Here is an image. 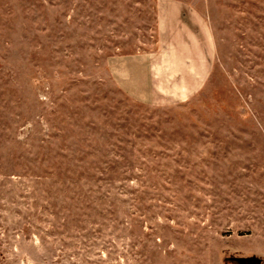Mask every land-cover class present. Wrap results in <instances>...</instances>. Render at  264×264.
<instances>
[{
    "label": "rangeland",
    "instance_id": "374dc122",
    "mask_svg": "<svg viewBox=\"0 0 264 264\" xmlns=\"http://www.w3.org/2000/svg\"><path fill=\"white\" fill-rule=\"evenodd\" d=\"M157 1L0 0V264H264V0H186L211 72L151 105Z\"/></svg>",
    "mask_w": 264,
    "mask_h": 264
},
{
    "label": "crops",
    "instance_id": "0c3cea01",
    "mask_svg": "<svg viewBox=\"0 0 264 264\" xmlns=\"http://www.w3.org/2000/svg\"><path fill=\"white\" fill-rule=\"evenodd\" d=\"M156 32V53L127 56L117 82L143 103L185 101L203 87L211 72L214 44L209 26L188 1L158 0Z\"/></svg>",
    "mask_w": 264,
    "mask_h": 264
},
{
    "label": "water",
    "instance_id": "95a60500",
    "mask_svg": "<svg viewBox=\"0 0 264 264\" xmlns=\"http://www.w3.org/2000/svg\"><path fill=\"white\" fill-rule=\"evenodd\" d=\"M236 261H238L240 264H256L260 262V259L255 257H249V258H236Z\"/></svg>",
    "mask_w": 264,
    "mask_h": 264
}]
</instances>
